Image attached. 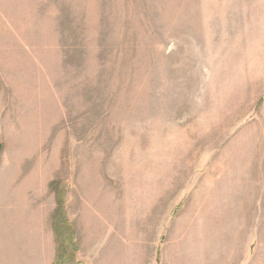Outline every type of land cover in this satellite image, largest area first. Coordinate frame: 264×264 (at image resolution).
<instances>
[{
	"label": "rangeland",
	"instance_id": "obj_1",
	"mask_svg": "<svg viewBox=\"0 0 264 264\" xmlns=\"http://www.w3.org/2000/svg\"><path fill=\"white\" fill-rule=\"evenodd\" d=\"M62 201L78 264H264V0H0V264Z\"/></svg>",
	"mask_w": 264,
	"mask_h": 264
},
{
	"label": "trees",
	"instance_id": "obj_2",
	"mask_svg": "<svg viewBox=\"0 0 264 264\" xmlns=\"http://www.w3.org/2000/svg\"><path fill=\"white\" fill-rule=\"evenodd\" d=\"M58 209L55 213V225H54V232L56 235V241L58 243L57 246V256L55 259L54 264H78L76 263V257L74 251H71L70 247L73 246V243L71 240L68 239L69 242V248H65L63 243L62 245L59 243V230H62L64 233V226L68 223L66 220L65 210H64V201L58 203ZM62 215V216H61ZM61 216V217H60Z\"/></svg>",
	"mask_w": 264,
	"mask_h": 264
},
{
	"label": "crops",
	"instance_id": "obj_3",
	"mask_svg": "<svg viewBox=\"0 0 264 264\" xmlns=\"http://www.w3.org/2000/svg\"><path fill=\"white\" fill-rule=\"evenodd\" d=\"M199 238V237H198ZM204 238V237H203ZM197 239V238H196ZM198 243V242H197ZM199 244V243H198ZM191 247H193V243L191 244ZM104 253V252H103Z\"/></svg>",
	"mask_w": 264,
	"mask_h": 264
}]
</instances>
